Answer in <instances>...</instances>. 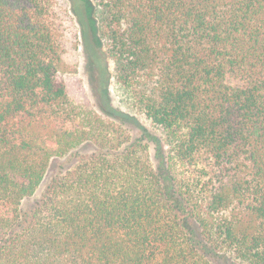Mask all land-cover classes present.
<instances>
[{
  "label": "trees",
  "instance_id": "16d2710c",
  "mask_svg": "<svg viewBox=\"0 0 264 264\" xmlns=\"http://www.w3.org/2000/svg\"><path fill=\"white\" fill-rule=\"evenodd\" d=\"M92 2L84 43L160 135L71 101L53 0H0V264H264V0Z\"/></svg>",
  "mask_w": 264,
  "mask_h": 264
},
{
  "label": "rangeland",
  "instance_id": "374dc122",
  "mask_svg": "<svg viewBox=\"0 0 264 264\" xmlns=\"http://www.w3.org/2000/svg\"><path fill=\"white\" fill-rule=\"evenodd\" d=\"M89 1L93 8L91 13L87 12L84 0H53L54 11L57 15L56 25L60 32L59 75L66 83L71 101L79 106L95 108L96 99L100 97L99 93L105 87L112 107L136 115L145 127L160 135L155 127L135 114V110L130 107L123 89L113 79V63L105 54L103 42L97 33L94 32L93 34L90 26H86V43H84L85 40L80 34V24L72 12V7L76 3L82 7L86 19H96V7L92 0ZM85 44L89 46L87 47ZM93 45L96 48H92ZM91 51L99 54L98 58L92 59ZM126 127L133 136L137 135V127L134 124L127 123ZM91 150L92 146H81L76 151L81 155ZM150 152L153 155V144H150ZM73 158L71 155H66L52 159L43 182L32 196L23 200L22 205L28 206L34 199L38 198L49 176L71 166L74 162ZM213 261L216 264H241L231 260L225 261L222 258H214Z\"/></svg>",
  "mask_w": 264,
  "mask_h": 264
}]
</instances>
